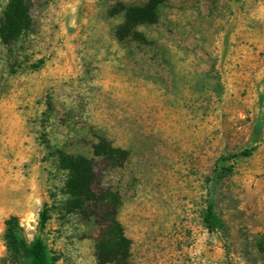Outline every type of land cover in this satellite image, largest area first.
<instances>
[{"label": "rangeland", "instance_id": "374dc122", "mask_svg": "<svg viewBox=\"0 0 264 264\" xmlns=\"http://www.w3.org/2000/svg\"><path fill=\"white\" fill-rule=\"evenodd\" d=\"M145 1L31 0V28L0 36V264L10 216L55 264H100L99 224L65 209L61 151L120 194L129 264H264V0H164L119 39ZM101 137L127 159L94 156Z\"/></svg>", "mask_w": 264, "mask_h": 264}, {"label": "trees", "instance_id": "16d2710c", "mask_svg": "<svg viewBox=\"0 0 264 264\" xmlns=\"http://www.w3.org/2000/svg\"><path fill=\"white\" fill-rule=\"evenodd\" d=\"M164 0H146L141 4L123 7L124 19L116 29V36L125 39L131 36L142 37L136 27L142 23H155L159 18V8ZM31 0H8L0 22V36L11 44L31 28ZM94 156L103 157L110 165L125 161L128 151L115 146L105 137L92 145ZM255 146L246 148L237 155H250ZM59 163L68 171L64 191L68 195L65 209L68 212L80 211L95 218L100 226L95 249L100 264H129L130 240L126 236L117 211L121 205L120 194L104 188L98 182L94 159L81 155L59 153ZM47 205L39 212L38 227L45 226L50 218ZM204 221L210 231L218 224L217 215L211 200L207 203ZM3 239L6 246V260L11 264H55L57 257L48 248L43 237L37 233L28 239L25 228L17 216L6 220Z\"/></svg>", "mask_w": 264, "mask_h": 264}]
</instances>
